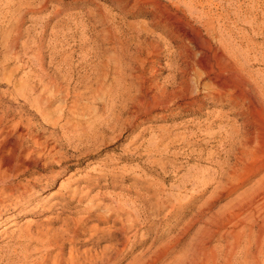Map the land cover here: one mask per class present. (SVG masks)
Instances as JSON below:
<instances>
[{
  "label": "bare ground",
  "instance_id": "1",
  "mask_svg": "<svg viewBox=\"0 0 264 264\" xmlns=\"http://www.w3.org/2000/svg\"><path fill=\"white\" fill-rule=\"evenodd\" d=\"M2 1L0 79L8 87L0 93V207L7 203L10 206L21 203L28 198V202L35 201L51 180L55 181L71 168L66 165L72 158L60 150L62 141L66 140L69 145L74 143L77 157L91 156L92 148L99 152L107 145V134L117 133L115 139H118L128 129L136 127L134 119L138 109L134 95L138 92L134 87L138 57L134 52L119 48L112 79L109 71L99 73L98 67L88 70L85 58L86 70L76 78L75 67L70 64L71 57L57 63L55 60L48 64L45 62L42 53L46 26H42L36 36L31 34V30L22 28L26 15L45 12L49 0H16L6 3L4 10L1 9ZM193 10L196 11V6L191 5L190 12ZM208 14L211 18L202 26L204 33L184 19L171 21L172 34L183 44L178 54L183 62L173 64V76L165 87L152 86V104L160 112L177 108L181 116L185 113L186 116L198 115L196 124L202 122V116H206L205 122L214 117L213 113L203 114L206 104L228 107L238 116L237 123L213 132V122L207 125L206 130H201L212 142L221 138L219 142L226 159L221 161L215 153H210V163L216 167L214 172H193L186 179L179 180L174 190L173 201L176 204H171L172 198H168L165 189L149 180L138 199L116 197L111 204L95 203L94 197L90 199L89 186L72 191L68 186L59 195L58 202L50 207L55 211L61 206L58 213L38 229L33 230L27 225L20 232L16 244L0 252V264H123L138 250L140 232L146 230L147 235L143 234V237L150 236L155 231L158 217L165 210L171 208L165 214L167 219L178 217L175 226L181 223L180 220L189 213L188 209L193 208L191 203L198 199L192 195L181 202L179 198L183 193L189 188L192 191L203 188L205 192L212 189L206 202L183 224L178 234L173 233L175 236L170 242L154 247L153 239L145 253L135 255L128 263L160 264L173 254L192 227L206 218L212 201L230 195L258 176L254 185L230 207L221 213L208 215L202 222L204 225L197 239L182 255L174 256L172 264H264V72L254 74L246 69L254 49L239 46L232 51L237 43L231 39L230 32L224 34L215 26L223 17L216 12ZM256 21L255 18L250 21L253 29ZM263 31L264 28L259 26L258 32ZM24 36L29 39L22 42ZM253 58L264 63V54ZM12 65L14 68H10ZM124 67H128L130 72L127 83ZM107 69L110 70L109 65ZM62 71H65L63 75ZM16 72L22 74L18 81ZM145 83L143 77L142 91ZM7 97L18 106L12 108L7 104ZM98 101H104L108 106L105 118L95 108ZM59 132L62 137L58 136ZM197 133L182 137L186 149L198 145ZM160 141L149 148L148 153L161 149ZM193 152L201 155L203 151ZM162 171L167 174L165 167ZM109 172L111 170L107 168L100 169L97 183L109 176ZM163 178L169 179V176ZM101 187L109 188L110 185L105 182ZM86 201L88 204L83 206ZM74 203L76 206L72 207ZM82 206L83 209L77 211ZM40 209L39 204L33 206L35 214ZM69 210L82 215L63 217ZM175 226L171 230H175ZM224 229L227 231L221 239L225 244L220 250L216 247L210 249V241Z\"/></svg>",
  "mask_w": 264,
  "mask_h": 264
},
{
  "label": "rangeland",
  "instance_id": "2",
  "mask_svg": "<svg viewBox=\"0 0 264 264\" xmlns=\"http://www.w3.org/2000/svg\"><path fill=\"white\" fill-rule=\"evenodd\" d=\"M15 1L3 0L1 9L6 8V3ZM47 4L48 9L45 12L28 13L25 23L22 24L24 31L29 29L35 36L41 31L42 26H46L42 56L47 64L51 60L57 63L63 58L71 57L70 64L75 67L77 78L86 70L85 58L88 62V70H95L98 67L99 73L109 71L112 79L115 77L113 65L119 48H126L137 55L138 71L134 74L136 76L134 87L138 91L134 93L138 108L137 117L134 119L136 127L124 132L121 138L119 137L120 139H115L117 133L107 134L108 137L106 135L105 139L107 145L102 147L103 150L97 152L92 148L90 151L92 155L86 157L85 155L77 157V153H74L76 152L74 143L70 142L69 145L66 140L62 141L60 150L72 158L66 165L71 168L58 176L55 181L51 180L44 190L40 191L39 195L37 194L35 201L28 202L30 199L28 198L21 203L11 206L7 203L0 207V252L7 246L15 245L20 232L27 225L35 230L54 217L61 206H58L55 211H52L50 207L54 202H58L59 195L63 194L68 186L71 191L78 187L89 186L90 199L94 197L95 203L111 204L113 202L111 200L116 197L128 200L138 199L141 189L149 180L153 181L152 184L157 183V187L165 189L168 198H172L170 201L173 203L171 204H176L173 201L176 195L174 190L179 185V180L186 179L193 172H214L216 167L210 163L208 157L210 153H215L217 159L221 161L226 159L225 151L219 142L222 141L221 138L217 142H212L213 140L206 137V133H202L201 130H206L207 125L213 122L215 125L213 132L237 123L238 116L228 107L222 104H206L203 114L213 113L214 117L205 122L203 120L206 116H202L200 117L202 122L196 124L199 119L198 115L186 116L187 113H185V116H181L177 108L160 112L156 111L152 104V86L157 84L159 87H165L169 78L173 76V64L176 61L183 62L178 55L183 44L172 34L171 21L184 19L204 33L202 26L207 19L211 18L208 12H216V15L223 17L219 23H216V29H220L224 34L230 32L231 39L237 43L231 48L232 51H236L239 46L243 48L249 46L254 49L255 53L252 54L246 69L254 74L264 72V63L253 58L254 55L264 54V31L258 32L259 26L264 28V0H49ZM191 5L196 6V11L190 12ZM55 11L59 13L55 14ZM254 18L257 19L258 26L255 25L253 29L250 21ZM28 39L24 36L21 41L25 42ZM107 65L110 66V70L107 69ZM10 68H14V65ZM64 72L62 71L61 75ZM93 73L92 71V79ZM124 73L127 83L130 76L128 67H124ZM21 76V73L16 72V81L20 80ZM143 77L146 83L142 91L140 85H142ZM7 87V83L0 79V93ZM92 87L95 86L92 84ZM203 97L202 90L201 98ZM9 98L5 99L6 103L12 108L17 107L18 105ZM95 108L103 115V118L107 117L108 106L104 101L96 102ZM191 131L192 133L198 132L196 137L198 145L191 146L187 150L182 139L192 134ZM222 135L223 133L220 137ZM58 136L62 137L61 132ZM159 141L162 145L161 149H155L153 154L148 153L149 148L157 145ZM168 145L169 148H167ZM200 150L203 151L201 155L199 152H193ZM83 151L85 152L86 149ZM161 163L163 166L160 165ZM163 167H165L166 175L163 174ZM106 168L111 172L98 184V172ZM163 176H169V179H164ZM259 177L238 187L230 195L212 201L206 211V218L209 214L215 215L230 207L237 198L254 185ZM105 182H108L109 188L101 187ZM211 190L205 192L203 188H195L192 191L189 188L188 192L183 193L179 198L181 202L186 201L192 195L197 196L198 199L195 203H191L193 208L188 209L189 213L187 212L188 214L180 220L181 223L175 226L177 222L175 220L178 217L171 216L167 219L165 214H168L171 208L165 210L158 217L155 231L150 236L143 237V234L147 235L146 230L140 232V240L137 241L138 250L123 264H128L135 255L140 256L145 253L152 245L153 239L154 247L170 242L172 236L178 234L183 224L193 217L198 207L206 202L212 193ZM87 202L89 201H86L83 206L88 204ZM36 204H39L41 209L35 214L33 206ZM74 206L76 203L72 207ZM83 206L77 211L82 210ZM77 211L69 210L63 217H81L82 214H76ZM206 218L197 222L182 241L183 243L181 242L174 249L173 254L168 255L169 257H166L160 264H172L175 261L174 256L177 258L182 255L197 239L200 228L204 225L202 222ZM174 226L176 229L171 230ZM227 229L232 228L227 227ZM227 229L222 230L214 240L210 241L208 244L210 249L216 247L220 250L219 248H222L225 243L222 242L221 237ZM148 238H151V241L144 243Z\"/></svg>",
  "mask_w": 264,
  "mask_h": 264
}]
</instances>
